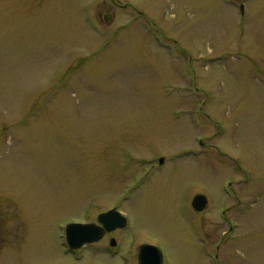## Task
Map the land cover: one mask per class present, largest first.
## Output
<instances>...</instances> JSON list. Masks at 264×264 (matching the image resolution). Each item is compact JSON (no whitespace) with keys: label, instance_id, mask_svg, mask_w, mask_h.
<instances>
[{"label":"rangeland","instance_id":"1","mask_svg":"<svg viewBox=\"0 0 264 264\" xmlns=\"http://www.w3.org/2000/svg\"><path fill=\"white\" fill-rule=\"evenodd\" d=\"M111 208L126 226L67 253L64 225ZM145 242L264 264V0H0V264Z\"/></svg>","mask_w":264,"mask_h":264},{"label":"water","instance_id":"2","mask_svg":"<svg viewBox=\"0 0 264 264\" xmlns=\"http://www.w3.org/2000/svg\"><path fill=\"white\" fill-rule=\"evenodd\" d=\"M109 15L104 19L108 20ZM162 158L158 162L162 163ZM207 203L206 197L196 194L191 200V206L195 211H201ZM97 223H69L64 228L65 242L68 249L73 250L82 247L86 243L98 241L107 231L116 228H123L126 225V218L115 208L99 213L96 217ZM110 245H115L114 239L110 240ZM137 264H163L161 250L149 243H143L137 248Z\"/></svg>","mask_w":264,"mask_h":264},{"label":"flooded vegetation","instance_id":"3","mask_svg":"<svg viewBox=\"0 0 264 264\" xmlns=\"http://www.w3.org/2000/svg\"><path fill=\"white\" fill-rule=\"evenodd\" d=\"M161 165V164H160ZM113 231H111V232H106V233H104L103 234V236H102V238L100 239V240H102L104 237H106L108 234H111ZM111 239V238H110ZM110 239H109V247H110ZM99 240V241H100ZM109 250H110V248H109ZM110 252L112 253V251L110 250Z\"/></svg>","mask_w":264,"mask_h":264}]
</instances>
